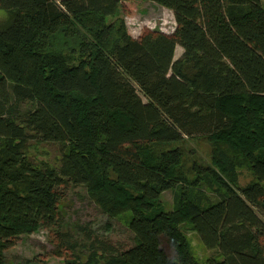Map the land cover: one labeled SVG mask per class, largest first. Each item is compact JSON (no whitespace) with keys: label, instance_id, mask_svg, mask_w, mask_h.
<instances>
[{"label":"trees","instance_id":"1","mask_svg":"<svg viewBox=\"0 0 264 264\" xmlns=\"http://www.w3.org/2000/svg\"><path fill=\"white\" fill-rule=\"evenodd\" d=\"M128 1L171 10L174 33L135 40ZM0 10V264L11 239L62 227L68 188L128 237L64 231L75 254L64 264H197L191 232L212 254L205 264H264L260 0H0ZM32 143L55 146L59 165L35 161ZM163 231L176 259L156 243Z\"/></svg>","mask_w":264,"mask_h":264},{"label":"rangeland","instance_id":"2","mask_svg":"<svg viewBox=\"0 0 264 264\" xmlns=\"http://www.w3.org/2000/svg\"><path fill=\"white\" fill-rule=\"evenodd\" d=\"M264 4V0H260ZM121 17L127 23L128 33L142 41L148 35L174 33L177 22L174 14L168 8H160L150 3L123 2ZM7 14L0 10V22H5ZM183 48L176 51V59L180 58ZM184 90V89H183ZM204 146V145H203ZM30 154L36 161L46 162L55 167L59 165V152L51 144L32 143ZM202 154V153H201ZM203 155V154H202ZM204 156V155H203ZM205 157V156H204ZM241 184L246 185L252 179L248 173H243ZM62 203L59 206L62 227L44 226L35 234H26L10 240L7 249L9 264H64L66 260L74 258L75 254L67 247L62 233L76 232L78 228L89 225L98 234H107L113 242H125L128 237L125 227L117 221H110L107 216L94 208L88 200L85 190L81 188L62 189ZM166 201L171 203L172 195L166 194ZM192 244L193 258L197 264H205L212 256L200 240L197 233H189ZM156 243L163 253L170 259H176L175 243L166 231L155 235ZM260 256L264 257V232L256 235Z\"/></svg>","mask_w":264,"mask_h":264}]
</instances>
